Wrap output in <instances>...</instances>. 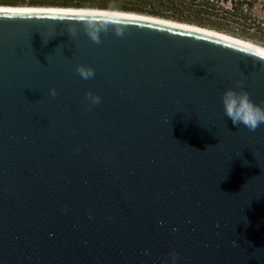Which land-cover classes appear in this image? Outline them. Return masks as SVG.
Masks as SVG:
<instances>
[{
  "label": "water",
  "instance_id": "1",
  "mask_svg": "<svg viewBox=\"0 0 264 264\" xmlns=\"http://www.w3.org/2000/svg\"><path fill=\"white\" fill-rule=\"evenodd\" d=\"M85 11L0 7V264H264V125L220 103L264 106V49L105 10L69 37Z\"/></svg>",
  "mask_w": 264,
  "mask_h": 264
},
{
  "label": "trees",
  "instance_id": "2",
  "mask_svg": "<svg viewBox=\"0 0 264 264\" xmlns=\"http://www.w3.org/2000/svg\"><path fill=\"white\" fill-rule=\"evenodd\" d=\"M24 3L150 16L215 31L264 49V0H0V6Z\"/></svg>",
  "mask_w": 264,
  "mask_h": 264
},
{
  "label": "clouds",
  "instance_id": "3",
  "mask_svg": "<svg viewBox=\"0 0 264 264\" xmlns=\"http://www.w3.org/2000/svg\"><path fill=\"white\" fill-rule=\"evenodd\" d=\"M79 15L80 20L76 24L70 23L67 25L66 32L69 37L74 38L77 35V24H79L80 28L92 42L96 44L101 43V33H106L109 30L110 19H97V14L90 11H85ZM112 31L116 36L122 37L126 29L122 26L112 25ZM47 42L43 41L44 44H47ZM257 55L259 62L264 64V52H257ZM75 71L84 80L92 79L95 76L94 69L87 65L78 64L75 67ZM235 85V87L224 89L220 95V103L224 115L234 126L239 127L242 125L249 131L255 132L261 125H264V106L253 102L249 93L244 89L242 80H237ZM49 93L52 96L57 95L54 88H50ZM85 101L88 104L95 105L101 102V98L92 92H86ZM171 256L172 260L175 261L178 254L173 252Z\"/></svg>",
  "mask_w": 264,
  "mask_h": 264
},
{
  "label": "rangeland",
  "instance_id": "4",
  "mask_svg": "<svg viewBox=\"0 0 264 264\" xmlns=\"http://www.w3.org/2000/svg\"><path fill=\"white\" fill-rule=\"evenodd\" d=\"M21 4V2H19ZM0 7H12V8H55V9H65V8H57V7H31L26 3L19 5V6H0ZM71 9V8H70ZM81 10H95V9H81ZM107 11V10H105Z\"/></svg>",
  "mask_w": 264,
  "mask_h": 264
},
{
  "label": "bare ground",
  "instance_id": "5",
  "mask_svg": "<svg viewBox=\"0 0 264 264\" xmlns=\"http://www.w3.org/2000/svg\"><path fill=\"white\" fill-rule=\"evenodd\" d=\"M33 9V8H32ZM35 9V8H34ZM42 9H46V8H42ZM86 11H93V10H86Z\"/></svg>",
  "mask_w": 264,
  "mask_h": 264
}]
</instances>
